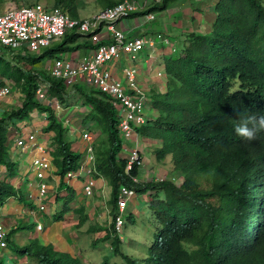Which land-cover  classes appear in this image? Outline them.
I'll list each match as a JSON object with an SVG mask.
<instances>
[{"label": "trees", "instance_id": "16d2710c", "mask_svg": "<svg viewBox=\"0 0 264 264\" xmlns=\"http://www.w3.org/2000/svg\"><path fill=\"white\" fill-rule=\"evenodd\" d=\"M178 1L163 0L148 12L166 11ZM75 2L55 0L53 6L79 19ZM98 2L104 8L117 3ZM214 14L209 33L192 32L179 38L176 51L158 62L167 77L166 91L148 96L151 115L144 125L134 128L137 136L159 142L155 159H170L173 172L182 178L179 185L172 179L132 181L140 175L141 155L130 169L128 160L118 157L122 142L110 97L81 84L72 86L90 110L82 124H91V133L99 132L93 146L92 178H103L111 189V221L108 229H103V241L111 240L113 256L125 264H264V131L251 142L234 132L238 113L264 114V1L219 0ZM79 39L72 31L40 54L0 53V86L8 81L22 97L19 108L0 115V168L5 173L0 178V208L12 199L38 209L30 193L11 182L17 177V163L10 157L13 141L6 127L10 121L12 126L30 121V114L36 112L46 115L43 133L52 135L47 148L53 176L58 179L54 203L61 205L51 214V223L62 222L73 211L78 216L77 226H82L88 216L83 207L70 208L75 190L67 175L79 172L83 155L73 151V143L66 139L68 129L50 106L55 100L63 107L68 87L46 69L44 73L32 70L46 57L79 49ZM40 85L47 87V104L36 98ZM121 187L151 197L148 207L155 227L150 244L145 245V256L139 260L122 252L113 231ZM127 218L133 223L130 214ZM38 225L14 226L8 232L5 252L35 264H82L78 257L38 238L24 246L11 242L12 234L35 230ZM5 260L6 256H0V264Z\"/></svg>", "mask_w": 264, "mask_h": 264}, {"label": "built area", "instance_id": "2783aa9c", "mask_svg": "<svg viewBox=\"0 0 264 264\" xmlns=\"http://www.w3.org/2000/svg\"><path fill=\"white\" fill-rule=\"evenodd\" d=\"M162 1L121 0L113 6L99 9L93 15L83 19H73L61 8L44 5L40 2L32 5L11 6L0 11V48L20 55L40 54L50 49L54 44L61 42L65 35L72 31L79 34L81 39H86L92 46L88 53L76 58L67 54H57L50 58L46 72L52 78L64 81L67 87L81 84L110 97L118 119L119 138L128 142L136 135L134 128L145 124L147 119L146 106L150 100L135 82L136 68L124 67L122 76L125 80H122L116 77L111 65L122 57H130L132 60L139 58V55L142 56L146 50L155 48L156 42L167 46L170 41L160 35L155 37V41L152 38L133 37L123 32L117 25L133 14L146 13L144 14L146 22L154 20V13L148 12V10L158 6ZM11 87L8 81L0 86V101L13 94ZM16 92L21 96L18 91ZM46 93V85H40L35 95L38 100L47 103ZM20 129L21 134L13 142L15 146H10V149L34 152L29 168L33 171L32 178L38 180V188L36 195L31 194L29 197L39 211L47 212L46 201L49 186L45 181L48 174L53 170L51 157L47 146L37 142L39 136L29 124L23 123ZM91 134L83 131L82 141L91 142L92 135H94ZM84 150L86 157L81 163L79 172L68 174L67 177L88 179L83 188V193L85 196H91L97 186L96 180L94 181L92 178L95 173L94 157L91 154L92 146H86ZM127 160V169H130L132 163H139V155L133 151ZM139 164L141 165V163ZM22 176L24 183L26 179H29L27 177L28 169ZM132 181L137 182V179L134 178ZM134 196L135 192L131 189L121 187L119 190L118 214L112 223L113 231L118 238H121L124 230L122 213L128 206V200ZM37 230H42L40 224ZM7 235L8 229L0 217V256L4 254L8 246Z\"/></svg>", "mask_w": 264, "mask_h": 264}, {"label": "rangeland", "instance_id": "374dc122", "mask_svg": "<svg viewBox=\"0 0 264 264\" xmlns=\"http://www.w3.org/2000/svg\"><path fill=\"white\" fill-rule=\"evenodd\" d=\"M83 1L88 3L89 5L94 6V7L91 6V8H95V9L104 8L100 6L98 0H83ZM115 1L119 2L121 0H115ZM183 1L184 2L181 1L182 4L179 5L178 8L183 10L186 8V6H190L193 8V12H195V9L203 12L202 15H197L198 21L202 22L204 19V22L198 26L201 31L204 32L209 31L211 27L207 26V24L211 22L212 19L214 18L215 16L214 8L219 0H183ZM36 2L39 1L38 0H0V9H1L0 11H4L6 8L11 6L31 5ZM40 3L44 5L52 6V0L51 2L42 1ZM192 13H191V17L194 19V17H196V14H192ZM131 17L132 15H130L127 19ZM142 18L146 22L144 15ZM155 19H156V15L154 20ZM154 20H152V22ZM193 27H195V24H193ZM192 32H186L181 34L184 36L175 38V42L171 40L172 36L166 37V35L164 34H158L162 38L166 37L170 42L167 44V46L161 45L162 47H165V49H167L166 53L160 54L159 57L158 55L152 56L151 60H152V64H154V67H156L157 59H159L158 61L161 62L163 57L169 56L176 51L177 48L176 44L180 42V41L178 42L179 38H184L185 35ZM152 39L155 41V38ZM162 47H159L157 49L158 51L155 48H150V49L152 51L154 50L156 53H160L163 50H165L162 49ZM5 51L6 50L4 49H0V53ZM50 60L51 59L48 57L44 58L42 62L37 64L35 67H33L32 70L44 73L45 71L44 69H46V66L49 65ZM140 60H141L140 58L132 60L130 57L128 58L122 57L118 61H116V64H122V65L130 64L131 66L137 67ZM157 69L158 71H156L155 68L156 72L154 73V75L157 77L162 75L163 79L167 80L166 75L160 70L158 65H157ZM1 80L2 79L0 77V81ZM13 89L14 88L11 87V91H13ZM153 90L154 91L151 92L152 90L150 91L149 89H142V91L144 92L145 95H147V97L148 96L150 97L151 93L158 91L156 88H154ZM73 91L74 90L72 86H68V90H67L68 100L65 103L66 106L65 104L63 105V107L58 105L55 100L52 101L50 106L53 108L55 114H57V116H59V118L62 119L64 126L68 129V132L66 133V139L73 143V151H78L79 153H81L83 155V160H84L86 157V151L84 150V148L86 146L89 147V145H91L92 146L91 154L93 155V146L97 141V136L91 134L92 141L89 143H87L86 141H82L83 131L88 133L92 132L91 124H82V121L85 119V116L87 115L86 113L90 112V110L88 109L87 106L83 105L84 98L80 95V93H78L77 95L73 93ZM21 99L22 97L19 96L16 90L14 89L13 94L9 95L7 98H4L2 101H0V115L3 113V111H11L14 108L15 109L19 108L21 106ZM43 103L47 104L46 101H43ZM150 113H151V109H150V101H149L146 106L145 114L148 115L147 117H150L151 115ZM30 115H31L29 118L30 121L20 122L18 123L19 126L17 125V123L14 124V126H12L11 121L6 124V127H8L9 130V134H8L9 140H11V142L12 141L14 142L17 136L19 135L18 131L19 133H21L19 127L20 126L22 127L23 123H26L29 124L31 128H33L36 131L37 136L40 135L37 142L40 143L39 139L43 137V139H45L46 144L49 147V145L51 144L50 137L52 135L43 133V129L46 125V115L37 114L36 112L31 113ZM66 121L67 122L69 121V124L68 123L66 124L65 123ZM43 139L41 141H43ZM149 140L150 139L139 138V136L136 135H134L133 139L128 142H124L121 139L122 148H121V152L118 154V157L129 159L133 151H136L137 155H141V172L140 175L136 178L138 181L145 182L149 179H153V180L172 179L174 180V183L179 185L182 182L181 181L182 178L178 177L179 176L178 172L177 173L173 172L174 170L170 162V159L167 158L163 162H157L154 156V150L155 148H157V146L154 145L153 141H149ZM13 142L12 144L10 143L11 146H15V144L13 145ZM10 154L12 160L16 161L17 163V177L11 182L14 184V186L21 187V189L26 193V191H28L29 188H28V184L27 185L23 184L22 175H24L23 173L28 169V167L25 168L24 166V168H22V165L24 158L30 157L29 151L26 150V152H22L19 149L13 151L12 148L10 149ZM22 169L25 170L21 173ZM4 176L5 173L3 172V169L0 168V178H3ZM28 176H33V171L31 168L28 169ZM84 179L85 178L79 177L77 179H73L72 181H70L76 191L75 199L73 201L74 202L73 206L75 205V209L81 207V205L85 206L84 213H86L88 216V220L83 224V226L77 227L78 229H80L79 231L73 230L75 227L70 226V224L73 223L71 222L73 220H69L70 218L64 216L63 223L60 222L51 225L43 224L44 227L42 225L41 231H38L37 229L34 230L33 228H31L23 232L17 233L16 235L12 234V236H10L11 242L13 241L19 246H24L28 244L29 241L38 238L43 244L46 245L52 243L55 245L56 249L61 251H67V249H69L68 251L72 252V250L74 249V251H76V256L80 258L82 264H102V262H107L106 264H125L119 257L113 256V252L111 249V240L103 241V236L105 234L103 229L104 228L108 229L110 225L109 223L111 221V216H110L111 206L109 204L110 196L106 192L104 193V191L101 189H99L100 191H98L100 196L99 197L96 196L95 194L97 192L95 191L98 188L95 189L94 193L91 196H84L85 194L84 195L82 194L83 187L86 184L84 182ZM36 181L37 180L33 178L32 181H30L31 183H33L34 186L33 191L34 190L36 191L38 188V182ZM47 182L49 185H54V183L52 182V177H50L47 180ZM57 184H56V188H57ZM48 193H49L48 195H52L50 190ZM59 195L63 196V192L61 193L59 192ZM95 196L98 198V200L101 203L95 202V200H93ZM51 198L53 202L54 201L53 196H50V199ZM48 201L46 202V206L48 205ZM150 201H151V197L147 193L144 195H135L134 197L128 200V206L122 213V218L124 220V230L121 235V238H119L121 241L120 249L124 254L132 257L133 259H138V260L142 259L145 256L144 253L146 250L145 245H149L151 242L155 223L153 224V217L148 207ZM60 205L61 203L56 204L57 207ZM1 210H2L1 212L2 214H4V212L7 211L6 213L9 215L8 216L9 219L7 220L4 218V215L2 216L1 214V218L2 217L4 218L2 220L3 224L8 229V232L14 226H19L20 224L31 226L32 223H34L35 221L38 222V220L43 217V215L40 216V212L36 207L35 210H32L30 207H25L24 205L19 204L12 199L8 200ZM129 214L133 220V223L130 221L129 218H127ZM74 219L76 221L78 220V216L76 214L74 215ZM48 227L50 230L49 232H48ZM91 228H95L96 230L95 229L90 230ZM3 256H6V260L4 264H35L27 261L26 258L17 259L15 254L9 253L8 251L4 252Z\"/></svg>", "mask_w": 264, "mask_h": 264}, {"label": "crops", "instance_id": "0c3cea01", "mask_svg": "<svg viewBox=\"0 0 264 264\" xmlns=\"http://www.w3.org/2000/svg\"><path fill=\"white\" fill-rule=\"evenodd\" d=\"M38 1L39 2H42V1L51 2V0H38ZM54 1L55 0H52V5H53ZM181 1L184 2L183 0H181ZM181 1H178V2L174 3L166 11L158 12L157 14L155 13L156 19L153 22L151 21L149 23H146L143 20V18H142L143 16L140 17V16L136 15V16H132L129 19L120 21L118 23L117 27L119 29H121L123 32H125L128 35H131L133 37L137 36V37H145V38H155L158 34H164V35H166V37L167 36H169V37L172 36V38H171L172 41L174 40V38H178V36H180L181 34L186 33V32L194 31V32L201 33V34L209 33L210 30L204 32V31H201L199 29V26H198V25H200V24H202L204 22V19H203L202 22L198 21L197 20V15H202L203 12L198 11L196 9H195V12H193V8L190 7V6H186L185 9L181 10L180 8H178V6L182 4ZM75 5L77 7V13H78V16H79L80 19L87 18V17H89L90 15H92L93 13H95V12H97L99 10V8L98 9L91 8V6L92 7H94V6L93 5H89L88 3L84 2L83 0H76ZM93 11H95V12H93ZM191 13L192 14H196V17H194V19L191 17ZM214 18H215V16H214ZM214 18L212 19L211 22H209L207 24V26L211 27V24H212ZM193 24H195V27H193ZM78 44H80V48L79 49H77V50H75L73 52L65 53V54H68L72 58H76L78 56H83L84 54L88 53L90 51V49H92L91 44L86 39H83V38L81 39L80 38L79 41H78ZM155 46H156L155 47L156 50L159 47H162L161 44L158 43V42H156ZM162 49H165V47H162ZM166 50L167 49L163 50L165 52L162 51L160 53H156L154 50L152 51L151 49H148V50L145 51V53L142 56L139 55V58L141 60H140V62L138 64V66L137 67L132 66V67L136 68L137 75H136V81L135 82H136V84L138 85V87L140 89H149L150 91L152 90L151 92H153L154 91L153 89L156 88L158 90L156 92H165L166 91V81L167 80L166 79L164 80L162 75H160L159 77L154 75V73L156 71H158L157 64L159 62L158 61L159 59H157V60L155 59L156 60V67H154V64H152V60H151L153 55H156V56L158 55V57H159L160 54L166 53ZM126 66H131V65L130 64H125V65L116 64V62H115V63H113L111 65V69L114 70V73H115V75H116V77L118 79L125 80V78L123 79V76H122V69L124 67H126ZM155 68H156V71H155ZM73 120H76V119H73ZM68 124H69V121H68ZM94 135L98 136L99 132L94 133ZM139 138H141V137H139ZM42 139H43V137H41L39 139V142L42 143L43 145H46L45 139H43V141H41ZM149 141H153V140L150 139ZM153 143H154L155 146H157V148L160 147L159 142L153 141ZM29 153H30L29 154L30 157L24 158L22 168H24V166H25V168L28 167V169H29L31 156H33L34 152L32 151V152H29ZM24 170L25 169H22L21 173ZM27 177L29 178V181H28L29 182L28 183V188H29L28 194L30 193V195L32 194L34 196V195H36V192H35V190L33 191V187L34 186H33V183L30 182V181H32V176H27ZM73 179H77V178H72L69 181H67L68 184L71 187H73V186H72L70 181H72ZM86 180H88V179H85L84 182H86ZM57 181H58V179L53 176L52 177V182L54 183V185H50V187H49V190L51 191L52 195H49V199L48 200L50 202L47 200L48 201L47 212H40V216L43 215V217L40 218L38 220V222L35 221L36 223H38L40 225H43V224L51 225L52 224V223H50L51 222L50 216L56 210L57 206L54 203V201L52 202V198L50 199V196H53V198H54V196L57 195V188H56V184L58 183ZM102 181L104 182L103 178H101L100 180L96 181L97 186L95 187V189L96 188H98V189L96 191L94 189V191L97 192L95 195L99 197L100 195H99L98 191H100L99 189H101V190L104 191V193L106 192L110 196V191H111L110 186L108 185V183L106 181H105L106 183L105 182L103 183ZM31 186H32V188H31ZM53 192H54V194H53ZM65 194L66 193L63 192V196ZM75 194H76V191H75ZM96 196H95V198L93 200H95V202H100ZM73 203L74 202H72V204H70V208L72 210L75 209V205L73 206ZM81 207H83L84 212H85V206L81 205ZM2 208L3 207L0 208V217H1V214H2L1 213L2 212V210H1ZM6 212L7 211H5L4 214H2V216L4 215V218L8 220L9 219V217H8L9 215ZM74 215H75V213L73 211H71L68 214H66L65 216L67 218H70L69 220H73L71 222H73L74 224L73 223L70 224V226H74L75 227L73 230L79 231L80 229H78L77 227H81V226H77L78 225L77 224L78 220L76 221L74 219ZM69 216H71V217H69ZM4 218L2 217L1 219L3 220ZM62 223H63V221H62ZM43 227H44V225H43ZM49 231L50 230H49V227H48V232ZM68 250L69 249H67V251ZM70 253L73 254L72 252H70Z\"/></svg>", "mask_w": 264, "mask_h": 264}, {"label": "clouds", "instance_id": "9594fccd", "mask_svg": "<svg viewBox=\"0 0 264 264\" xmlns=\"http://www.w3.org/2000/svg\"><path fill=\"white\" fill-rule=\"evenodd\" d=\"M148 116V115H147ZM264 131V114H243V113H238V121L234 124V132L235 134L246 140V141H253L257 138V133ZM94 134V133H92ZM40 137V135H38ZM46 146L48 147V145L46 144ZM16 162V161H15ZM53 169V167H52ZM53 172L54 170H52L49 174H48V178L47 180L52 176L53 177ZM72 178H78V177H72ZM72 178H69L72 179ZM84 178V177H82ZM86 179V178H85ZM84 179V180H85ZM101 178H99L98 180H100ZM47 180L45 181L47 184ZM94 180V179H93ZM95 181V180H94ZM97 181V180H96ZM86 183V182H85ZM48 186L50 187V185L48 184ZM85 186V185H84ZM84 188V187H83ZM36 192V191H35ZM94 193V192H93ZM84 194V193H83ZM48 199H49V195H48ZM47 199V200H48ZM47 202V201H46ZM118 207V206H117ZM110 224V223H109ZM42 226V225H41ZM58 250V249H57ZM61 251V250H60ZM65 252H69L70 251H65ZM72 255L76 256V252L74 250H72ZM77 257V256H76ZM79 258V257H78ZM80 259V258H79Z\"/></svg>", "mask_w": 264, "mask_h": 264}]
</instances>
